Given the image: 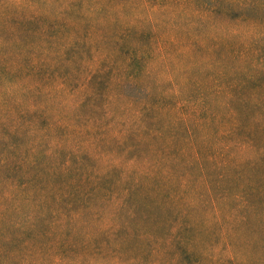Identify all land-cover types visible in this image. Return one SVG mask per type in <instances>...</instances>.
I'll list each match as a JSON object with an SVG mask.
<instances>
[{"label": "trees", "instance_id": "1", "mask_svg": "<svg viewBox=\"0 0 264 264\" xmlns=\"http://www.w3.org/2000/svg\"><path fill=\"white\" fill-rule=\"evenodd\" d=\"M256 8L0 0V264H264Z\"/></svg>", "mask_w": 264, "mask_h": 264}, {"label": "rangeland", "instance_id": "2", "mask_svg": "<svg viewBox=\"0 0 264 264\" xmlns=\"http://www.w3.org/2000/svg\"><path fill=\"white\" fill-rule=\"evenodd\" d=\"M257 3V8L256 10L251 13V20H253V29L255 31L256 34V42L258 44L259 47V52L260 55L262 57V59L264 58V0H255ZM137 7L135 14L136 15H142L143 14V6L141 4H133V7ZM131 8V6H129ZM130 8H127L124 11V19H127L130 17L131 15V10ZM142 8V9H141ZM252 28V27H251ZM99 31L101 33H104L106 31V27L100 26ZM63 44H66V34L63 38ZM69 99V104L67 106H71L72 104V100L74 101V99H72V97L70 98H66V94H60V95H54L52 97L49 98V102H53L51 109L52 114L55 116V118H59V117H65L66 119V102H68ZM64 105V108H62V105ZM59 116V117H58ZM64 152L61 153L59 156H57V160L58 162H62V160H64L66 158V141L64 143ZM261 210V209H260ZM262 213L260 214H264V208L262 209ZM261 222V220L259 221ZM264 224V223H263Z\"/></svg>", "mask_w": 264, "mask_h": 264}]
</instances>
